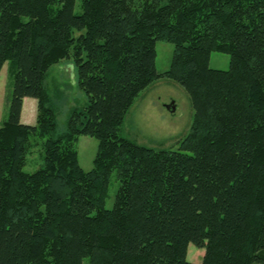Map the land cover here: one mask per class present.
Masks as SVG:
<instances>
[{"label": "trees", "instance_id": "16d2710c", "mask_svg": "<svg viewBox=\"0 0 264 264\" xmlns=\"http://www.w3.org/2000/svg\"><path fill=\"white\" fill-rule=\"evenodd\" d=\"M0 0V71L13 83L0 125V264L264 263V0ZM158 40L172 44L156 69ZM229 54L226 70L209 67ZM72 60L83 108L57 131L43 84ZM193 108L178 149L120 135L135 98L158 78ZM35 98L33 125L20 121ZM97 147L89 170L75 142ZM36 137L43 163L23 167ZM115 173L118 187L105 207ZM204 249L199 263L187 246Z\"/></svg>", "mask_w": 264, "mask_h": 264}, {"label": "rangeland", "instance_id": "374dc122", "mask_svg": "<svg viewBox=\"0 0 264 264\" xmlns=\"http://www.w3.org/2000/svg\"><path fill=\"white\" fill-rule=\"evenodd\" d=\"M74 13H80V0H75ZM155 49L156 69L160 72L166 71L171 62L173 46L167 41L158 40ZM229 60V54L213 52L210 55L209 67L226 70L229 67ZM12 72L13 62L5 61L0 71V125L7 116L6 97L10 95L12 89ZM43 84L53 98L52 102L58 108L57 131L62 132L65 130L71 110L83 108L87 103L85 94L78 87L73 61L63 60L50 66ZM169 105H172L174 109L168 108ZM31 108L26 103L25 111H30L27 117L32 115ZM192 116L193 108L185 88L170 78L161 77L149 84L135 98L124 117L120 135L150 148L176 150L190 130ZM34 123L35 117L30 121V124ZM43 141L44 138L40 137L34 139V146L27 154L24 171L32 172L43 163ZM96 147V138L89 135L79 136L75 142L78 162L84 170L91 168ZM117 187L118 181L113 172L105 201L106 208L112 207ZM203 255L204 249L197 248L192 243L188 244L186 254L188 261L199 263ZM83 264H87V260Z\"/></svg>", "mask_w": 264, "mask_h": 264}, {"label": "crops", "instance_id": "0c3cea01", "mask_svg": "<svg viewBox=\"0 0 264 264\" xmlns=\"http://www.w3.org/2000/svg\"><path fill=\"white\" fill-rule=\"evenodd\" d=\"M2 69V68H1ZM28 98H31V97H25L23 99V103H22V109H21V114H20V121L24 124H29V125H33V124H30V121L36 117V99H28ZM26 103H27V106H30L32 107L31 108V112H32V115H29L27 117V114H30V111H25V106H26Z\"/></svg>", "mask_w": 264, "mask_h": 264}, {"label": "water", "instance_id": "95a60500", "mask_svg": "<svg viewBox=\"0 0 264 264\" xmlns=\"http://www.w3.org/2000/svg\"><path fill=\"white\" fill-rule=\"evenodd\" d=\"M168 108H170L172 110L174 109V107L172 105H169Z\"/></svg>", "mask_w": 264, "mask_h": 264}]
</instances>
